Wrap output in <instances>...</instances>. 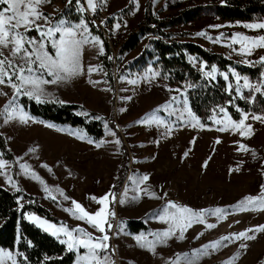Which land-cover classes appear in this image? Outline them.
Wrapping results in <instances>:
<instances>
[{
    "label": "rangeland",
    "instance_id": "rangeland-1",
    "mask_svg": "<svg viewBox=\"0 0 264 264\" xmlns=\"http://www.w3.org/2000/svg\"><path fill=\"white\" fill-rule=\"evenodd\" d=\"M83 1L86 9L84 12L91 17V22L106 31L115 58L119 45L144 20L149 2L159 18L210 2V0H96L97 8L92 12L87 9L86 0ZM70 3H75L77 5L75 10L78 11L77 0L71 2L48 0L42 3L39 11L48 17V21L39 20L37 23L47 27L64 21L66 27H72L83 20L87 24L88 32L84 33L83 28L79 29L77 39L81 38L80 33H83L89 40L98 37L102 41L91 31V23L84 17L79 22L56 18ZM3 7L4 5H0V8ZM71 7L75 8L73 5ZM258 22H264V16L257 15L248 21H232L209 14L171 30L179 34L175 37L180 41L196 42L210 51L225 55L237 64L259 67L261 72L256 78L241 74L234 67H229L228 71H221L215 67L217 69L215 78L220 76L224 79L222 74H228L227 91L234 89L237 96L241 97L242 94L244 98L253 97L254 99L250 100L256 101L258 94L264 96V91L257 93L243 88V78L247 77L253 85H264V65L256 63L264 56V49H254L250 56L240 55L238 52L240 45L233 44L232 38L236 33L250 37L264 35V29L244 27L245 24ZM117 24L120 25L119 28L116 27ZM217 25L220 27H216ZM33 30L34 35L27 36L39 40V33ZM59 36L57 33L55 39H59ZM145 41L139 47L125 53L121 61L115 62L117 64L114 67L115 75L119 74L123 67L126 69L117 76L114 89L109 85L106 72L101 65L99 58L101 46L97 43H85L82 46V74L66 81L43 85L44 100L79 103L89 111L113 116L122 140L107 124L104 138L96 141L77 127L54 124L36 118L21 105L19 95L16 103L35 121L40 122L30 120L25 124L19 119L5 122V117L0 115V132L8 138L18 164L17 173L13 176V165L0 156L7 161L6 166L0 170L4 173L0 174V185L38 195L41 202L61 221L52 222L34 212L27 214V218L34 215L55 224L57 228L61 225L67 226L69 230L83 228L94 238L105 233L99 232L86 220L78 219L66 209L72 208V201L75 200L88 212L94 213L101 205L91 197L100 198L110 194L108 208L116 213L119 219L116 227L109 228L105 225L106 234L109 236L106 242L108 248L99 252L100 258L107 257L109 264L113 261L114 264H224L232 257H236L233 264H264V232L259 231L249 233L255 236V239L223 241L219 248L208 249L207 254L196 252L204 245L220 240L224 236L264 225V209L242 211L239 208V202L245 197L259 196L262 192L261 186L264 185V124L251 119L252 115L264 116V109L259 112H247L249 119L246 124L252 125L250 136H241L238 131L229 129L219 131V135H223L222 138L206 133L198 139L197 133L187 132L193 125L187 113L184 114L183 120L178 119L186 106L191 109L188 84L177 85L169 82L151 64L137 69L130 68V63L141 53ZM102 47L104 53V46ZM53 52L55 53V49ZM9 54L10 49H4V55L11 58ZM190 60L204 72L212 69L194 57H190ZM16 62L20 63L18 58ZM89 66L97 70L89 73ZM233 71L241 77L240 92L236 91L237 79L232 74ZM44 78L53 79L48 75ZM13 79L15 80V77ZM229 84L232 85L231 89L228 88ZM0 92L7 93L0 94V113H3L5 105L16 93L8 85H0ZM173 97L176 98L175 101ZM191 112L193 113L192 109ZM227 114L233 119L228 111ZM149 117L162 120L164 124L149 123L156 126V131L144 129V125L141 124L139 128L135 127L139 125L140 120ZM223 117L224 113L215 115L212 125H205L199 117L197 118L203 125L202 128L214 132L213 130H219L223 126L215 121ZM48 124L53 127H48ZM132 127L136 128L133 133ZM168 127L171 128V132L168 131ZM117 140L119 143H116ZM122 142L127 146L129 153V173L120 192L113 194L112 188L124 157L121 150ZM187 142H190V147ZM240 144L246 145L250 151H239ZM191 152L193 154H190ZM21 165L30 166L31 172L26 173ZM136 168L141 171L137 172ZM31 173H35L40 179L34 178ZM144 175L149 177V181L138 186V181ZM8 177H11V183ZM148 182L149 184H144ZM45 186L51 195L45 191ZM129 192L132 193L131 196ZM152 193H155V196ZM65 196L69 199H65ZM169 202L186 206L195 212L207 210L203 217L204 222H194L183 232V239L180 238V230L176 229L175 235L163 243H157L153 252L145 242L138 241L137 237L144 236L147 241H153L155 240L153 233H162L171 226V221L160 218L165 215V208ZM217 208L225 209V215H216L214 210ZM167 211L171 213L176 209L168 208ZM130 219H143L149 225V230L140 233L130 232L126 224ZM208 224L216 226L208 228ZM73 235L86 238L81 233ZM56 237L61 241L67 240L63 233ZM0 250H2L0 264H13L12 259L5 255L11 252L1 248ZM74 251L77 254L74 264H77L78 258L86 254L87 249L78 246ZM80 264L85 262L81 261Z\"/></svg>",
    "mask_w": 264,
    "mask_h": 264
},
{
    "label": "trees",
    "instance_id": "trees-1",
    "mask_svg": "<svg viewBox=\"0 0 264 264\" xmlns=\"http://www.w3.org/2000/svg\"><path fill=\"white\" fill-rule=\"evenodd\" d=\"M79 2L84 4L83 0ZM76 6L75 3L66 5L56 18L79 22L84 17L90 21L91 31L103 41L104 53L99 58L106 72L108 83L113 89L117 76L126 69L123 67L120 73L115 75L114 67L117 65L115 62L121 61L125 53L139 47L147 39L141 53L130 63V68L137 69L151 64L169 82L177 85L188 84L191 109L203 124L212 125L213 117L222 113L219 111L220 108H225L235 120H240L244 112H259L264 109V96L258 94L256 101L248 98L242 99L236 95L234 89L227 91L225 79L220 76L207 77L203 70L195 66L190 57L204 62L207 68L214 66L221 71H228L229 67H234L241 74H247L252 78L260 74L259 67L243 66L221 53L208 50L199 43L180 41L175 37L179 34L171 30L209 14L232 21H248L257 15L264 16V0H210L207 4L196 5L164 18H159L153 12L151 2H149L144 20L119 45L116 58L106 31L94 25L88 13L76 11ZM34 33V30H31L27 34L34 35ZM47 48L50 53H54L50 44ZM44 101L38 103L28 96H20V103L24 109L30 115L43 121L77 127L96 141L104 138L106 126L109 125L116 135L122 138L113 116H104L96 111H89L79 103ZM121 150L124 157L112 188L113 194L120 192L129 173V153L123 142ZM0 154L3 159L13 165V176H15L18 170L17 158L10 148L8 138L1 132ZM32 212L52 222L61 221L49 207L41 202L38 195L23 189L13 190L0 185V248L9 250L17 264H74L76 252L70 251L58 237L30 221L27 214ZM126 224L127 229L132 233L149 230V225L143 219H130Z\"/></svg>",
    "mask_w": 264,
    "mask_h": 264
},
{
    "label": "snow or ice",
    "instance_id": "snow-or-ice-1",
    "mask_svg": "<svg viewBox=\"0 0 264 264\" xmlns=\"http://www.w3.org/2000/svg\"><path fill=\"white\" fill-rule=\"evenodd\" d=\"M46 2H48V0H0V5H4V7L0 9V85H8L16 93L12 100L5 105L3 113H0V115L5 117V122L11 119H19L21 123L25 124L30 120L40 122L35 121L33 117L29 116V114L16 103L18 96L25 95L36 100L38 103H43L45 102L43 99L45 95L43 85L66 81L74 76L82 74L83 67L81 63V56L82 46L85 43L99 44L101 46L100 52L103 54V42L100 41L98 37H93L92 40H89L86 35L80 33L81 38L77 39L79 29L83 28L84 33L88 32L87 24L83 20H81L80 24L72 27H66L64 21H60L55 26L47 27L37 23L39 20L48 21V17L44 16L43 13L39 11V6ZM69 2H71V0H69ZM77 3L79 4L77 10L79 12H84L86 10L85 6L80 4L79 0H77ZM86 4L87 9L92 12L96 11V0H86ZM22 6L23 10H21ZM119 26V24L116 25L117 28H119ZM216 27H220V25H217ZM244 27L249 29H264V22L249 23L245 24ZM21 29H23V31H21ZM33 29L39 33V40L35 37L29 38L27 36V33ZM57 33L60 34L59 39H55ZM198 35H206V33H198ZM46 42L50 43L52 48L55 49L54 54L47 50ZM232 43L240 45L238 49L240 55L250 56L254 49H264V35L250 37L236 33L232 38ZM4 49H10L9 55L11 58L4 55ZM16 58L19 59L20 63L16 62ZM245 62L253 63L250 61ZM256 63L264 65V56H261L259 61ZM96 70V68L91 66L88 68L89 73ZM216 72L217 69L213 66L211 71L205 72V75L207 77L215 78ZM232 74L235 75L237 79L236 91L240 92L241 86L239 81L241 77L234 71ZM45 75L52 76L53 79L47 80L44 78ZM222 75L225 80L228 79L227 73H223ZM13 77H15V80ZM90 82L98 83V81ZM131 83H136V81H131ZM228 88L231 89L232 85L229 84ZM243 88H247L257 93L264 91V85H253L249 82L247 77L243 78ZM0 94L7 95V93L3 92H0ZM241 98H244L242 94ZM172 99L173 101L176 100L175 97ZM249 99L254 98L249 97ZM229 103H232V101H229ZM219 111L224 113V117L222 119H217L215 121V123L223 125L219 128V131H228L229 129H232L233 131H238L241 136H250L252 134V125L246 124V121L249 119V113H242V118L239 122H237L228 116L225 108H220ZM185 113H187L188 117L193 122L194 127H203V125L200 124L199 119L187 106L184 108V111L180 113L178 119L183 120ZM251 119L264 122V116L262 115H252ZM141 122L164 124V121L153 119L151 117L145 118ZM47 126L53 127L51 124H48ZM168 131L171 132L170 127H168ZM111 134L114 135L115 133ZM89 142L91 143L92 141ZM116 143H119V140H117ZM97 146L99 147L100 145L97 144ZM238 150L245 152L250 151V149L244 144H240ZM30 151H35V149H30ZM187 155L188 153L186 152L185 156ZM0 156H2V154H0ZM6 164L7 161L0 158V170H2ZM43 166L47 167V165ZM204 166H207V162H205ZM21 167L26 173L31 172L30 166L21 165ZM0 174L4 173L0 171ZM31 175L36 179H40V177L35 173H31ZM8 179L11 183V177H8ZM148 179L149 177L147 175L142 176L138 181V186ZM261 187L262 192L259 196H247L239 202L240 210L246 211L264 209V185ZM45 191L49 192V195H51L47 186H45ZM141 191L144 190L141 189ZM61 194H63L62 190ZM109 195L110 194H106L100 198L91 197L92 200L101 205V207L94 213L88 212L82 204L75 200L72 201L73 207L66 209V211L71 212L78 219L86 220L88 224L98 229L99 232L105 233L100 237L94 238L91 233L85 232L83 228H74L69 230L65 225H61V227L57 228L55 224H51L47 220L34 215H29L28 219L35 222L45 231H50L54 236H59L63 233L67 237V240H62L61 242L67 244L70 251L76 249L78 246H83L87 249V253L78 258L77 264H80L81 261L85 262V264H93V262H95V264H109L107 257L101 259L99 256L100 251L108 248V244L106 242L109 240V236L106 234L105 225L110 228L111 224L109 223L108 218L109 216L115 215V213L111 212L108 208ZM152 195L155 196V193H152ZM52 198L55 199V197ZM64 198L69 199L67 196ZM133 198L135 199L136 197ZM168 208L176 209V211L169 213L167 211ZM206 211L207 210L195 212L186 206L177 205L175 202H169L165 208V215L160 218L162 220L171 221V226L162 233H153L152 235L155 237V240L153 241H147L144 236L137 237V240L145 242V245L149 248V250L154 252L156 244L163 243L167 240V238L175 235L176 229L180 230V238L183 239V232L187 228L191 227L194 222H204L203 217ZM214 211L218 216L225 215V209L217 208ZM215 226L216 225L214 224L207 225L208 228H213ZM257 231L264 232V225H259L255 229L250 228L243 232L232 233L228 236H224L220 240L204 245L202 249L196 250V252H203L204 254H207L208 249L219 248L223 241L237 240L241 238L249 240L255 239V236L249 235V233ZM73 233H81L83 237L86 238H81L80 236L74 237ZM241 247L246 248L247 245H241ZM5 255L12 259L13 264H16V260L11 253H5ZM184 255L187 256L188 254ZM235 259L236 257H232L228 261H225L224 264H233V260ZM110 264H114V261L110 262Z\"/></svg>",
    "mask_w": 264,
    "mask_h": 264
},
{
    "label": "crops",
    "instance_id": "crops-1",
    "mask_svg": "<svg viewBox=\"0 0 264 264\" xmlns=\"http://www.w3.org/2000/svg\"><path fill=\"white\" fill-rule=\"evenodd\" d=\"M141 121H143V120H140L139 125H137L135 127H138L139 128V126L141 124V125H144L143 126L144 129H147V130H150V131H156V126L154 124L150 125L149 123H142ZM263 124H264V122H263ZM135 127H132L133 129L131 130V132L132 131L135 132V129H136ZM188 130H187V132H192L191 134L197 133L199 135V138L198 139L201 138V135H202V137L205 136L206 133H212L215 136H217L218 138L221 137V136H223L222 134L219 135V130H213L214 132H209L208 130H206V129L202 128V127H199V126L194 127L193 125H191V128H189ZM185 131H186V129L184 130V132ZM190 139L192 140V138H190ZM187 143L189 144V147H190V142H187ZM190 154H193V152H191ZM136 169H137V172L141 171L138 168H136ZM147 181H149V179ZM144 184H149V182L148 183H144ZM131 195H132V193L129 192V196H131Z\"/></svg>",
    "mask_w": 264,
    "mask_h": 264
},
{
    "label": "built area",
    "instance_id": "built-area-1",
    "mask_svg": "<svg viewBox=\"0 0 264 264\" xmlns=\"http://www.w3.org/2000/svg\"><path fill=\"white\" fill-rule=\"evenodd\" d=\"M118 216L116 215H112V216H109L108 220H109V223L111 224L112 227H116L117 223H118Z\"/></svg>",
    "mask_w": 264,
    "mask_h": 264
}]
</instances>
